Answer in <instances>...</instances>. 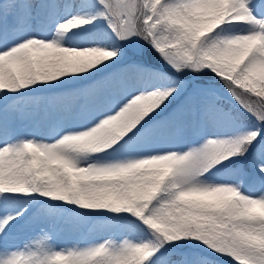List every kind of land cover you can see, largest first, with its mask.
I'll use <instances>...</instances> for the list:
<instances>
[{"label":"snow or ice","instance_id":"6c2138e0","mask_svg":"<svg viewBox=\"0 0 264 264\" xmlns=\"http://www.w3.org/2000/svg\"><path fill=\"white\" fill-rule=\"evenodd\" d=\"M0 264H264V0H0Z\"/></svg>","mask_w":264,"mask_h":264}]
</instances>
